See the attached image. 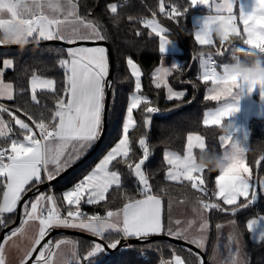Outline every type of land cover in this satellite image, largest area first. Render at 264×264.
<instances>
[{"label":"snow or ice","instance_id":"6c2138e0","mask_svg":"<svg viewBox=\"0 0 264 264\" xmlns=\"http://www.w3.org/2000/svg\"><path fill=\"white\" fill-rule=\"evenodd\" d=\"M190 5L207 6L215 14L207 15L195 31V41L201 46L216 47L214 39L207 35V29L217 23L226 24L225 42H220L216 55H228L240 46L232 43L239 39L246 47L244 50H257L264 54V0H253L250 10L245 12L240 9V20L244 25L243 34L236 24L233 13V0H223L221 3H212L209 0H189ZM116 3L106 5L109 13H118ZM80 0H0V32L9 25L20 23L24 26L28 43L31 40L59 41L69 45L64 49L66 55L58 58L57 65L63 70L62 81L54 77L42 75L37 70L24 69L28 76L26 87L16 88L13 83L5 82L2 78L3 71L14 67L13 60L5 59L3 69H0V101H16L20 97L22 103L9 106L0 103V228H8L5 214L15 213L17 206L23 200L20 223L12 227L0 240V264H7L5 246L14 238L29 239L30 244L22 249L19 264H82L105 250V245L95 242L91 250L81 258L77 252L76 242L59 239L53 242L46 240L53 228H78L98 237L101 241L106 234L116 233L117 238L107 244L115 249L122 238H136L146 241L148 237L163 234L164 224V197L168 195L167 187H162L159 193L153 191L150 177L143 166L149 158V145L146 134L138 140L142 156L138 162L130 156L132 153L130 129L136 127L133 112L144 105L143 111L147 114L155 113L157 109L151 106L148 97L140 94L141 68L131 57L126 60L127 67L134 78L135 91L130 94L126 107V119L122 124V137L95 167L82 177L72 188L62 193L61 202L57 197L39 191V185L45 181H52L57 174L65 170L75 159L85 154L97 141L103 132L104 116L106 111V87H111L109 76L108 50L99 46V41L107 39L104 28L98 19L93 18L92 10L80 12ZM159 11L165 13V4L160 0ZM188 9L185 8L184 12ZM224 13H227L225 15ZM5 14L7 18H5ZM182 13L173 6L167 13L169 18L175 19ZM153 13L152 19L140 18L129 15L127 20L134 24L140 23L144 28L150 29L149 35L155 34L159 38V53L164 54L171 41L165 33L168 29L163 27ZM119 19L113 23L119 24ZM141 33L136 30V35ZM227 42V44H226ZM86 43L97 46L88 47ZM13 45L0 44V48ZM200 67L202 69L198 79L207 84L211 82L210 95L205 99L219 101L222 97L230 98L214 111H206L203 115L204 126L221 125L224 118H230L239 112V101L247 92L252 93L257 85L251 87L241 84L235 77H226L222 65H217L212 53H200ZM178 63L173 62L171 68H177ZM218 67L221 69L218 71ZM171 68L156 67L152 73V82L156 89H167L168 100H180L186 95L185 91H174L168 83ZM222 85L223 87H219ZM261 99L264 100V82L258 85ZM236 89L238 94L233 92ZM41 94H49L53 105L49 107L42 103ZM9 117L5 120L4 115ZM143 125L148 128L150 117L145 116ZM235 136L218 137L223 155L228 161L225 169L215 176L214 188L207 186L206 168L197 166V157L194 149L200 152L207 150L205 138L196 133H188L186 147L183 155L168 152L164 153V160L169 165L165 180L179 185L188 183L191 189L198 193L196 203L200 222L195 232H192L195 221L189 220L187 227H183L179 219L172 220L171 209L173 201L169 199V226L166 234L176 239L194 244L203 248L208 230V220L205 213L215 210L228 212L223 205H237L239 198L243 197L246 203L238 205L246 208L258 198L256 187L253 183V168L247 159L240 160L236 153L248 148L247 139L238 141ZM231 144L229 145V142ZM243 146V148L241 147ZM210 151V150H207ZM264 156L256 161L257 168ZM115 164H124L138 181L139 187L136 194H129L122 186L121 174L114 167ZM36 190L32 199L25 200L28 192ZM260 189L264 191V180L260 181ZM119 193L112 197L122 199V206L111 209L105 205V215H86L81 211V204L99 205L109 200L113 191ZM139 197V198H137ZM187 197L179 203H187ZM222 202V204L220 203ZM63 205V207H62ZM237 208H231L235 214ZM66 213V215L64 214ZM175 224L173 228L171 225ZM235 224V221H230ZM35 224V233L28 237L27 228ZM258 220L247 221V230L252 233L257 227ZM217 229L222 226L216 225ZM264 240V232L259 235ZM234 239L230 237V240ZM70 247V250L68 249ZM191 254V249L188 250ZM231 253V249H229ZM199 264L204 260L198 257ZM161 264H189L188 260L173 251L170 261ZM222 264H238L234 258H226Z\"/></svg>","mask_w":264,"mask_h":264},{"label":"trees","instance_id":"16d2710c","mask_svg":"<svg viewBox=\"0 0 264 264\" xmlns=\"http://www.w3.org/2000/svg\"><path fill=\"white\" fill-rule=\"evenodd\" d=\"M163 2L165 4V11H170L175 6L182 14L175 19L162 16L163 13L159 11L160 0H80V12L83 14L87 9L92 10L93 18L98 19L104 28L105 35L107 36V39L104 41L109 44L112 52L114 72L107 116L108 128L100 146L90 157L62 179L58 180L53 186L44 190H51L52 194L57 197L58 203L61 202V194L65 190L72 188L84 175L88 174L97 161L113 147V144L121 136L120 130L124 122L128 98L134 88V78L131 76V72L126 63L128 57H131L141 68L142 90L140 94L148 97L151 101V106L158 110L157 113L147 114L143 111L144 105L134 110L133 117L137 123L136 127L130 129L129 132V138L132 142V153L130 156L138 162L142 156V150L139 149L138 140L141 135L146 134L149 145V158L143 168L145 171L147 170L146 173L150 177V183L152 184L154 192L159 193L162 187H167L168 189V195L164 197L165 226L168 198L184 199L187 197V199L197 200L199 194L191 189L187 182L179 185L165 180V174L169 166L164 160V153L166 151H175L182 154L186 147V136L190 132L200 134L205 138L207 150L222 152L218 137L223 134L222 124L226 123V121L224 120L218 126L206 127L203 125L204 112L214 107L215 102L210 99H205L210 82L205 84L198 79L200 70L198 60L201 58L198 55L201 52H216L217 48L220 47V42L216 40V47L201 46L196 43L194 39L195 26L191 21V16L194 13L205 12L203 8L192 7L189 0H163ZM109 3L120 5L118 7V13L115 16L107 10L106 5ZM185 8L188 9L187 12H184ZM151 13L161 16L166 24L165 27L168 29V35L176 39L182 48L181 53L175 56L178 67L174 68L168 77V83L174 91L186 92V95L180 100H168L167 89L163 87L156 89L152 82V73L159 65L163 55L159 53V39L150 36L148 29L144 28L142 24L138 22L132 24L127 20V16L129 15L136 17L137 20L140 18L150 19ZM117 18L120 21L119 24L113 23V20ZM137 29L141 33L139 36L136 35ZM233 41H235V45L245 47L241 40L234 38ZM36 42L33 39L29 43ZM64 49V47L54 44H42L15 49L0 48V68L5 57H11L14 64L13 68L3 71V79L13 83L16 88L26 87L28 76L24 74L23 70L28 69L29 75L32 70H37L42 75L54 77L57 81H62L63 70L58 67L57 61L59 57L66 55ZM193 55L195 56L194 58H192ZM229 56L227 54L216 58L217 65L227 62ZM41 100L42 103L47 104L49 107L53 105L49 94H41ZM14 103H22L21 98L17 97L16 101H6L5 104L11 106ZM145 116L150 117V125L148 128H145L143 125ZM260 140H264V117H253L249 121L248 147L250 151L246 154V159L253 168V183L256 187L258 198L246 208L238 207L239 204L246 203L244 198H240L237 205L233 206L223 205L220 202L222 207L229 209L228 212L212 210L207 213L209 230L205 248L200 249L204 252L208 264H213V251L219 240L216 225L233 220L235 221V228L247 250V258L244 264H264V240L259 242L251 241L250 233L247 230V221L249 219L264 215V194L259 192L258 187L259 181L264 179V161H261L257 168L256 161L260 159V155L251 151L253 145ZM94 144L85 154L75 159L70 165H73L84 157L92 149ZM200 154L199 149L194 150V155L197 157V160ZM114 167L121 174L123 189L129 194H136L139 185L134 175L124 164H115ZM218 174L219 172L217 171L205 172L204 175L208 187L214 188L215 176ZM114 195H119V193L114 190L109 194L111 203L105 201L99 205H88L82 202L81 211L86 215L104 214L106 204L113 210L122 206L123 200H113L112 197ZM0 196H2V193H0ZM233 207L237 208L235 214L231 212V208ZM15 215L16 212L5 214V220L9 225L14 222ZM2 229L0 228V232ZM163 234L166 233L164 232ZM61 236L76 242L77 252L81 260L87 251L91 250L94 244V242L83 237L68 234H55L50 240L53 241L55 238ZM116 238V233L106 234L104 241L108 244ZM133 246L135 249L157 252L168 259L172 258L173 251H175L176 254L186 258L189 264H199L197 255H193L196 253L191 251L190 254L188 248L164 240L134 244ZM159 262V257L153 253H147L143 259L138 253L124 252L112 255L101 264H159Z\"/></svg>","mask_w":264,"mask_h":264},{"label":"clouds","instance_id":"9594fccd","mask_svg":"<svg viewBox=\"0 0 264 264\" xmlns=\"http://www.w3.org/2000/svg\"><path fill=\"white\" fill-rule=\"evenodd\" d=\"M225 29L226 24L224 22H217L207 29V35L211 39L215 38L221 42H225ZM27 43L24 26L20 23L9 25L0 32V44L18 45L23 48ZM222 68L225 70L224 75L226 77H235L241 84H247L251 87L254 84L258 86L261 82H264V54L259 53L257 50L235 48L231 52L229 60L224 63ZM219 87L223 86L220 85ZM235 92L238 94L237 90ZM222 132L225 137L235 136L237 132L236 123L229 120L227 123L222 124ZM241 147L243 148V146ZM249 151L248 147L236 153V155L239 156L240 160H243ZM251 151L264 156V140L257 141L251 148ZM227 165L228 161L225 159L223 152H216L214 150L202 151L197 161L199 168H206L217 172L225 169Z\"/></svg>","mask_w":264,"mask_h":264},{"label":"rangeland","instance_id":"374dc122","mask_svg":"<svg viewBox=\"0 0 264 264\" xmlns=\"http://www.w3.org/2000/svg\"><path fill=\"white\" fill-rule=\"evenodd\" d=\"M160 24L163 27H165L162 23H160ZM148 31L150 33V29H148ZM165 35L171 41V44L168 46L167 51L162 55L161 61H160L159 65L157 67H160V66L167 67L168 66L166 64L167 60L169 58L176 59L175 56L177 54L181 53V51H182V48H181V46L179 45V43H178V41L176 39L172 38L170 35H168V33H165ZM152 36L156 37L155 34H152ZM5 59H11V57H5L3 59V61ZM200 61H201V58H199V60H198L199 64H200ZM0 69H3V63H2V67ZM2 78H3V76H2ZM4 81L5 82H10V81H6V80H4ZM134 83H135V81H134ZM134 91H135V88H133V91L131 93H133ZM208 95H210V94H208ZM129 98H130V95H129ZM129 98H128V102H129ZM6 101L7 100H3L1 102L5 104ZM4 118H5V120L9 119V117L6 114L4 115ZM125 119H126V113H125V116H124V120ZM120 132H121V136L117 139V141L113 144V146L122 137V127H121ZM168 152L177 153L175 151H168ZM177 154H179V153H177ZM183 154H184V152L182 154H180V155H183ZM259 188H260V182H259ZM260 191H261V189H260ZM169 199H171L173 201V207L171 209L172 220L173 221L176 220V219L181 220L182 221V225L181 226H183V227H187V222L189 220L195 221V224H194L193 228L191 229L192 232H195V229L198 227L199 222H200V217H199L197 211L194 210V208H199V205L196 203V200L195 199H187L188 200L187 203L181 204V203H179V201L182 200V199L168 198V201H169ZM166 209H167V219H166L165 233H166L167 227L169 226V223H170V221H169L168 203H167V208ZM204 215L207 218V213H205ZM251 219H257L258 220V224H257V227L253 230V232L250 233V239L253 242H259V241H261V239L259 238L258 235L261 232H264V215H261V216H258V217H254V218H251ZM207 220H208V218H207ZM171 226L173 228L176 227V225L174 223ZM221 226L222 227L220 229H218L219 240L216 243V246H215L214 251H213V255H214V257H212L213 264H222V262L226 258H234V259L237 260L238 264H244L245 261H246V258H247V250H246L244 242L242 241L238 231L235 228V225L230 223V221H228V222H225V223L221 224ZM69 229L82 231V230H80L78 228H69ZM208 230H209V221H208ZM208 230L206 232V240H207ZM83 232H86V231H83ZM29 233H32V232H29ZM86 233H88V232H86ZM31 236H32V234H30L28 237H31ZM230 237L234 238V239L230 240ZM59 239H66V238L63 237V236L57 237V238H55L53 240V242H55L56 240H59ZM14 240L15 241H21V242H18V246H17L18 249L14 250L7 257V264H19V261H20L21 255H22L21 250L22 249H26L28 247V245L30 244V240L26 239V238L22 239L21 237H16V238H14ZM206 240H205V243H204V247L202 249L205 248ZM69 241H71V240H69ZM70 247L71 246H68L69 250H70ZM229 249H231V253H229ZM97 260L98 259H92L89 263L90 264H94Z\"/></svg>","mask_w":264,"mask_h":264},{"label":"water","instance_id":"95a60500","mask_svg":"<svg viewBox=\"0 0 264 264\" xmlns=\"http://www.w3.org/2000/svg\"><path fill=\"white\" fill-rule=\"evenodd\" d=\"M42 44H54V45H58L61 47H68L69 45H65L62 44L59 41H39L36 43H27L23 48L25 47H30V46H37V45H42ZM99 46H103L108 50V55H109V76H108V80L111 81L112 84V79H113V72H114V63H113V57H112V52H111V48L109 46V44L106 41H99L98 42ZM85 46H97L96 44H92V43H86ZM4 48H21L18 45H13L11 47H4ZM2 48V49H4ZM110 99H111V87H106V111H105V116H104V124H103V132L101 137L96 141V143L94 144V146L92 147V149L84 156L82 157L79 161H77L76 163H74L73 165H70L69 167H67L65 170H63L61 173H59L56 178L52 181H45V183L39 185V191L43 192L45 189L53 186L58 180L62 179L64 176H66L68 173H70L73 169H75L76 167H78L82 162H84L88 157H90V155H92L100 146L101 142L104 139V136L106 134L107 128H108V123H107V116H108V109H109V104H110ZM36 194V190L33 189V191L28 192L27 196H25V200H28L30 197L34 196ZM24 201L22 200L20 202V204L17 206V210H16V215H15V219L14 222L12 224L9 225L8 228H3L0 232V240H2L3 236L5 233H7L10 228L12 227H16L19 225L20 223V215H21V211H22V206H23ZM55 234H68V235H75V236H80L83 237L89 241L92 242H100L103 245H105V250L102 253L97 254L95 257L91 258L90 261L92 259H98L94 264H101L102 262H105L106 260H108L112 255H115L118 250L121 247H124L127 243H129L130 245H134V244H143V243H148L151 241H155V240H164L188 249H191V251H193L194 253L198 254V256L200 258H202L204 260V264H208L207 263V259L205 257L204 252L200 249L197 248L195 245L193 244H189L187 241L184 240H180V239H176L174 237L168 236L166 234H159V235H153L147 238L146 241H138L136 238H122L121 239V243L115 248H109L107 247V243L103 240L101 241L98 237H94L89 233L83 232V231H79V230H74V229H69V228H53L48 237H46V240L50 239L53 235ZM83 262V264H90L89 262Z\"/></svg>","mask_w":264,"mask_h":264},{"label":"crops","instance_id":"0c3cea01","mask_svg":"<svg viewBox=\"0 0 264 264\" xmlns=\"http://www.w3.org/2000/svg\"><path fill=\"white\" fill-rule=\"evenodd\" d=\"M209 2L212 3L213 0H209ZM215 2L216 3H221V2H223V0H215ZM252 3H253V0H233L234 8H233L232 15H234L236 17V21L235 22H236L237 26L240 28L242 34H243L244 25H243V23L240 20V12L239 11L241 9V6H243V10L245 12H247L248 10H250V8L252 6ZM195 8H203L205 10V12L194 13L191 16V21H192V23L195 26V29H194V39H195V31H196V29H198L201 26L199 22H202L207 15H209V14L214 15L215 14L214 10H211L210 11L207 6L197 5V6H195ZM224 14L227 15V13H224ZM5 18H7L6 14H5ZM213 39L216 42L217 39H215V38H213ZM217 41H219V40H217ZM226 44H227V42H226ZM88 47H90V46H88ZM173 62H176L177 63L176 59L169 58L167 60V62H166V64L168 65L167 67L171 68V64ZM218 65H222V63H219ZM199 68H200V70H199V75H200L201 74V71H202V69L200 67V64H199ZM173 69L174 68H171V71ZM217 70L220 71L221 69L218 67ZM212 87L213 86H212V84L210 82L207 95L210 94L209 89L212 88ZM235 91L236 90L233 89V92L234 93H235ZM229 100H230V98H225V97H222L219 101H213V100H211V101L215 102V106L212 107V108H210V109H208V110H206V111H214L217 107L221 106L225 102H228ZM263 116H264V100L261 99L260 89L257 86V88L252 93L248 94L247 92H245V94L241 97V99L239 101V112L236 113L234 116L230 117L229 119L228 118H224L222 120V122L224 120L226 121V123L229 120L234 121L236 123V126H237V132H236L234 138H236L238 141H241V142H243L245 140V138H246L247 139V143H248V137H249V121H250V119L253 118V117L263 118ZM230 144H231V141L229 142V145ZM222 152H223V149H222ZM106 153L104 155H106ZM104 155L97 161V163H99V161L104 157ZM95 165L93 166V168L95 167ZM259 192H261L262 194H264V191H262V190L260 191V188H259ZM44 193L52 194V191L51 190L44 191ZM60 197H62V194H61ZM57 228H64V227H57ZM35 230H36V225L35 224L29 225L28 228H27V235L28 236L30 234L33 235V233H35ZM29 232H32V233H29ZM18 242H21V241H15V240L14 241H10L9 244H7L5 246L6 261H7V257L14 250H17L18 249V247H17L18 246Z\"/></svg>","mask_w":264,"mask_h":264},{"label":"built area","instance_id":"2783aa9c","mask_svg":"<svg viewBox=\"0 0 264 264\" xmlns=\"http://www.w3.org/2000/svg\"><path fill=\"white\" fill-rule=\"evenodd\" d=\"M171 12V10L170 11H165V13H163L162 14V16H164V17H169L168 15H167V13H170ZM153 18V13H151V18L150 19H152ZM155 19H157V21L158 22H160V23H162L164 26L166 25L165 23H164V21L162 20V18H161V16H158L157 14L155 15ZM232 43L233 44H235V41H232ZM246 47V46H245ZM206 53H209V52H206ZM212 53V56H213V59L216 61V58H219V57H222V56H218V55H216V52H211ZM225 55H227V53L225 54ZM225 55H223V56H225ZM198 56H200V55H198ZM195 56L193 55L192 56V58H194ZM201 57V56H200ZM217 62V61H216ZM1 103V102H0ZM158 112V110L155 112V113H157ZM147 171V170H146ZM63 207V206H62ZM65 215H66V213H64ZM101 216H103V215H105V213L104 214H100ZM88 216H91V215H88ZM126 239V238H125ZM124 252H135V253H138L139 254V256L141 257V258H145V254L146 253H153V254H156L158 257H159V259H160V262H159V264H161V262L162 261H170L171 259H168V258H166V257H164V256H162L161 254H159V253H156V252H150V251H147V250H142V249H135L134 248V246L133 245H130L129 243H127L124 247H121L119 250H118V252L116 253V254H121V253H124Z\"/></svg>","mask_w":264,"mask_h":264}]
</instances>
